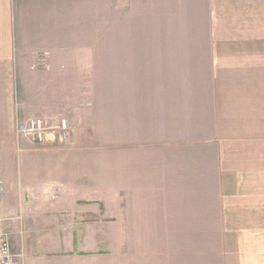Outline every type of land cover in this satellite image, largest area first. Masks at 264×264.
I'll return each instance as SVG.
<instances>
[{
	"label": "crops",
	"instance_id": "obj_1",
	"mask_svg": "<svg viewBox=\"0 0 264 264\" xmlns=\"http://www.w3.org/2000/svg\"><path fill=\"white\" fill-rule=\"evenodd\" d=\"M246 1L252 6L245 5ZM99 2L0 0V220L1 226L11 230L17 264H23V254L16 250L17 234L8 212L15 204L22 208L26 205L33 212L29 221L44 227L54 221L55 214L67 213L63 222L67 221L64 224L71 230L60 239L53 235L45 238L51 249L47 257L56 263L68 259L75 260L74 264L94 262L102 254L98 232L94 235L92 227L100 221L99 189L83 191L78 186L80 178L83 180L78 164L89 155H84L81 142H77L80 128L86 126L88 113L93 112V102L89 101L93 100V91L86 90L85 84H93L98 77ZM189 2L197 5L199 14H188L183 23L200 29L206 26L208 39L205 43H190L185 50L209 52L210 60L205 66L208 74L202 78L208 83L196 93L197 102L193 101L195 94L190 86L174 91V97L187 98L184 110L189 115L188 129L209 132L199 139L202 146L209 145L213 150L215 180L213 196L209 198L214 199L218 216L209 218L205 208L188 202L186 206L174 204L166 227H171L176 211L187 208L186 233L176 236L174 229L172 234L169 229L165 231L156 217L154 224H146L154 226V234L134 238H197L190 226L202 227L198 238H206V228L214 223L216 238H227V244L232 238L238 243H246V238L254 244L258 242V246H252L251 260L244 261L264 264V38L259 36V2ZM228 2L236 5L229 8ZM240 30L250 33L252 42L235 36V31ZM228 62L231 64L222 66ZM190 81L193 84L192 79L187 84ZM173 82L176 81L169 83ZM28 118H43L53 124L67 118L73 130L72 141L32 143L17 133L18 122ZM200 164L205 167V162L199 160L198 173ZM210 178L214 179L213 175ZM202 179L205 181L206 176L192 181L195 194L200 196L205 193L204 185L200 186ZM140 205L138 210L143 211ZM132 209L125 208L126 227L132 225V219L127 217ZM190 210L203 211L204 217L198 223L190 222ZM17 218L21 219V215ZM135 220L141 224L142 219ZM83 224L85 232L77 228ZM176 226L174 223L173 228ZM129 237L132 238L124 234V238ZM62 238H67L69 247L61 248ZM226 252L229 254L224 249L223 255ZM223 258V264H228Z\"/></svg>",
	"mask_w": 264,
	"mask_h": 264
},
{
	"label": "rangeland",
	"instance_id": "obj_2",
	"mask_svg": "<svg viewBox=\"0 0 264 264\" xmlns=\"http://www.w3.org/2000/svg\"><path fill=\"white\" fill-rule=\"evenodd\" d=\"M257 1L262 39L264 0ZM227 4L229 8L236 5ZM244 4L252 6L247 1ZM99 12L98 77L93 84H85L86 90L93 91V100L89 99L93 102V112L88 113L87 124L80 128L77 142H81L84 155H89L84 157L87 161L78 164L83 172L78 186L83 191L99 189L100 221L92 227L94 235L98 232L102 254L94 262L77 264H223V256L228 264H247L245 261L253 256L252 246L259 243H252L251 238L238 243L232 238L227 244V238H216L214 223L206 228V238H198L203 232L200 226H190L197 238L166 235L134 238L139 234H154V226L146 224L148 221L154 224L156 217L164 224L165 231L169 229L172 234L174 229L176 236L186 233L187 208L184 212L176 211L171 227H166L174 204L186 206L188 202L196 208H205L209 218L218 216L214 199L209 198L214 192L213 150L209 145L202 146L199 139L209 132L189 130V115L184 110L187 98L174 97V91H184L190 86L195 94L193 101L197 102L196 93L203 91L208 83L202 78L208 74L209 68L205 66L210 60L209 52L185 50L190 43H205L208 39L206 26L200 29L183 23L188 14H199L197 5L189 0H100ZM235 33L252 42L250 33L243 34V30ZM172 79L176 82L169 83ZM189 79L193 84L191 81L187 84ZM68 123V141H72L73 130ZM199 160L205 162V167L200 164L198 173ZM200 175L206 176L200 185L201 188L204 185L206 194L202 192L201 196L195 194L192 185L193 179ZM212 175L214 179L210 178ZM140 203L143 211L138 210ZM130 206L133 209L128 210L127 217L132 219V225L126 227L125 208ZM10 209L17 234L16 250L23 254V264H58L48 258L51 249L45 238L53 235L60 239L66 235L70 229V225L64 224L67 221L63 222L67 213L55 214L54 221L44 227L29 221L33 212L26 205L22 208L15 204ZM191 211L190 222L198 223L204 217L203 211ZM135 219H142L141 224ZM174 223L178 224L175 228ZM77 228L87 231L84 224ZM4 229L13 238L11 230ZM124 234L132 238H124ZM62 240L61 248L69 247L67 238ZM224 249L229 254L223 255ZM74 262L68 259L59 264Z\"/></svg>",
	"mask_w": 264,
	"mask_h": 264
},
{
	"label": "built area",
	"instance_id": "obj_3",
	"mask_svg": "<svg viewBox=\"0 0 264 264\" xmlns=\"http://www.w3.org/2000/svg\"><path fill=\"white\" fill-rule=\"evenodd\" d=\"M17 133L34 144L44 145L55 139L62 143L69 140L70 127L67 118H60L56 124L43 118H28L18 122ZM17 261L18 254L13 251L9 233L1 226L0 220V264H17Z\"/></svg>",
	"mask_w": 264,
	"mask_h": 264
}]
</instances>
